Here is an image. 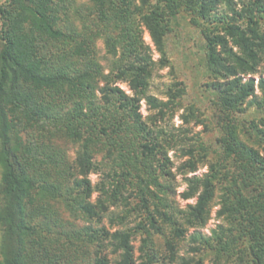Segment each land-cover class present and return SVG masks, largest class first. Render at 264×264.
<instances>
[{"label": "trees", "instance_id": "16d2710c", "mask_svg": "<svg viewBox=\"0 0 264 264\" xmlns=\"http://www.w3.org/2000/svg\"><path fill=\"white\" fill-rule=\"evenodd\" d=\"M64 1L0 0V264H264V116L247 117L264 114V77L253 78L264 0H90L73 12ZM181 13L204 40L219 134L214 148L185 149L180 196L194 202L174 208L167 151L184 138L159 123L185 88L174 82L166 100L148 89L169 65L166 37ZM199 115L190 105L180 117ZM198 165L206 171L187 177ZM215 196L219 222L204 234Z\"/></svg>", "mask_w": 264, "mask_h": 264}, {"label": "rangeland", "instance_id": "374dc122", "mask_svg": "<svg viewBox=\"0 0 264 264\" xmlns=\"http://www.w3.org/2000/svg\"><path fill=\"white\" fill-rule=\"evenodd\" d=\"M235 2H237V0H235ZM60 3L68 6V10L71 12L75 6L84 8L90 3V0H65L63 3ZM177 22L178 23L173 26L172 31L169 32L166 37L169 65L164 68H156L150 80L148 94L158 99L166 100L167 89L174 82H181L185 88V92L181 97V107L173 113L172 117H165L164 120L159 123V126L164 132H172L175 134L178 133L182 136V138H184L183 141H177L174 147L167 151V156L171 161V165H169L170 172L173 174V178L170 180L172 191L168 193L167 200L174 208H182L186 203L194 202V198L183 200L180 196V193L186 187V181L184 180V176L179 174L177 168L179 164L183 163V161H185L189 156L184 154L185 149L191 148L194 149V152H196V149L198 148V142L200 141L210 148H214L215 138L218 136L219 131L216 124L217 108L213 105L214 97L206 86L207 82H209L211 78L207 74L204 66V40L199 29L189 23L188 16L184 13H181L178 16ZM142 37L144 42L149 44L153 50V58L157 59L158 54L154 51L149 35L145 30L142 33ZM96 48L99 52L98 54L100 56V63L104 66V70L107 71L109 59L107 56H104V46L102 40L98 39L96 41ZM260 71V74L253 76L255 84L260 76L264 77V63L261 64ZM249 77L250 75H246L243 77V80H246ZM116 84L126 93H130V90L125 82H117ZM190 105L194 106V108H196L198 112L201 113L199 116L204 120V122H198L195 119H191L188 123L182 122L180 116L186 112ZM139 110L143 117H146L152 113L149 111L144 100H141ZM248 111L249 110L246 111L245 116ZM251 115L256 116L258 119L259 117L264 116V114L261 112L252 111L250 114L248 112L247 117ZM70 153H72V151H70ZM209 157H212L211 152L208 154V158ZM206 169L207 165H198V168L195 172L188 173L186 176H200L206 171ZM89 177L93 183H96L100 180V175L98 173H92L89 175ZM95 196L96 193H93L92 199H94ZM216 201L217 198L215 196L210 210V217L204 227L199 229L200 232L204 234H209L210 230L214 228L219 222L215 218V210L217 209ZM120 209L121 206L116 208L115 211L119 212ZM128 220L130 222L132 217H130ZM104 223L110 228H117V226H109V222L106 219H104ZM191 232L192 229L188 231V234ZM140 238L141 235H137L133 239L135 257L139 254L138 246L140 244ZM155 240L157 243L161 244L162 251V237L156 236ZM188 249V238L186 240L180 241L177 249L178 256L185 259L191 256V253ZM162 254L163 251L160 256H162ZM175 263L181 264V259L178 258V262L176 261ZM159 264H161V262ZM204 264H209L208 259L204 261Z\"/></svg>", "mask_w": 264, "mask_h": 264}]
</instances>
